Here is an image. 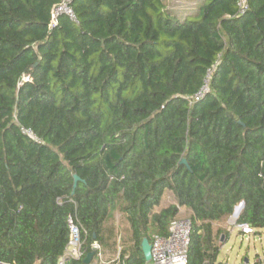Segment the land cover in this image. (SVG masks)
<instances>
[{
	"label": "trees",
	"instance_id": "16d2710c",
	"mask_svg": "<svg viewBox=\"0 0 264 264\" xmlns=\"http://www.w3.org/2000/svg\"><path fill=\"white\" fill-rule=\"evenodd\" d=\"M62 1L0 0V262L57 264L74 213L114 252L117 210L118 264H148L142 240L184 207L186 264H217L212 225L236 206L264 229V0H70L51 25Z\"/></svg>",
	"mask_w": 264,
	"mask_h": 264
},
{
	"label": "built area",
	"instance_id": "2783aa9c",
	"mask_svg": "<svg viewBox=\"0 0 264 264\" xmlns=\"http://www.w3.org/2000/svg\"><path fill=\"white\" fill-rule=\"evenodd\" d=\"M70 0H63L61 4L54 6L51 11V25H55L57 17L64 13L73 18L68 4ZM238 14H244L247 10L246 0L238 1ZM211 71L207 73L204 85L191 98L190 104L200 101L208 92V84L210 80ZM28 81V77L24 78ZM23 135L30 138L35 143H40L37 137L31 130L20 127ZM60 202V200H58ZM237 218L230 222V225L237 230L239 234L244 236H251L255 234V230L245 223H237ZM68 240L64 247L62 254L57 260V264H71L83 260L88 253L93 252L94 256L90 264H105L102 263V250L97 242H93L89 248L85 244L86 231L80 225L77 216L70 214L67 217ZM191 222L188 218H174L168 225L167 235L160 236L154 234L151 237L149 264H186L187 250L190 242ZM0 264H7L0 262Z\"/></svg>",
	"mask_w": 264,
	"mask_h": 264
},
{
	"label": "rangeland",
	"instance_id": "374dc122",
	"mask_svg": "<svg viewBox=\"0 0 264 264\" xmlns=\"http://www.w3.org/2000/svg\"><path fill=\"white\" fill-rule=\"evenodd\" d=\"M167 6L177 12L185 11L192 0H162ZM188 218V217H186ZM236 218L232 214L227 220L222 223H215L212 225L213 232L222 230L228 233V239L224 235L217 238L216 243L220 246V253L217 258V264H255L259 261L264 264V229L251 236H242L234 229L230 222ZM111 225L114 227L115 251L102 250V263L118 264L120 251L129 246L128 238L130 236L128 225L122 219L113 220ZM245 260L247 263H245Z\"/></svg>",
	"mask_w": 264,
	"mask_h": 264
},
{
	"label": "crops",
	"instance_id": "0c3cea01",
	"mask_svg": "<svg viewBox=\"0 0 264 264\" xmlns=\"http://www.w3.org/2000/svg\"><path fill=\"white\" fill-rule=\"evenodd\" d=\"M174 204H175V200H174V196H173L172 192L169 190H164L163 194L161 196V199H160V204L158 207L154 208L153 213H158L161 209H164V208L168 207L169 205H174ZM238 207H239V205L235 207L234 212H235L236 208H238ZM234 212H233V214H234ZM188 215H189V212L186 210V208H184V207L179 208V212H178L177 217L186 218V217H188ZM238 215L236 216V218L238 217ZM119 219H122L123 221H125L127 223L125 216L121 212L116 210L113 213V220L117 221ZM127 225H128V223H127Z\"/></svg>",
	"mask_w": 264,
	"mask_h": 264
},
{
	"label": "water",
	"instance_id": "95a60500",
	"mask_svg": "<svg viewBox=\"0 0 264 264\" xmlns=\"http://www.w3.org/2000/svg\"><path fill=\"white\" fill-rule=\"evenodd\" d=\"M180 164H182V165H184V166H186L188 168V165H187V163H186V161L184 159L181 160ZM78 181H79L78 177L74 176L73 177V190L75 189L76 184H77ZM72 194H73V192H72ZM242 208H243V203L239 204V207L236 208V210L234 212V215L237 216ZM141 250H142V253H143V256H144V259H145L146 263L149 264L150 259H151L150 244H149V241L146 238L142 240ZM93 256H94L93 252L88 253L87 256L83 259L82 264H90ZM245 263H247L246 260H245ZM36 264H39V263H36Z\"/></svg>",
	"mask_w": 264,
	"mask_h": 264
}]
</instances>
